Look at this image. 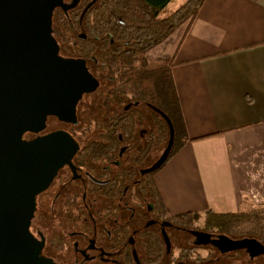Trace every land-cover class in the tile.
<instances>
[{
  "label": "flooded vegetation",
  "instance_id": "obj_1",
  "mask_svg": "<svg viewBox=\"0 0 264 264\" xmlns=\"http://www.w3.org/2000/svg\"><path fill=\"white\" fill-rule=\"evenodd\" d=\"M93 1L53 9L60 67L40 93L39 131L22 134L46 183L28 226L42 264H264V217L225 227L212 211L173 216L160 202L154 166L170 130L157 76L117 26L101 31L120 11Z\"/></svg>",
  "mask_w": 264,
  "mask_h": 264
},
{
  "label": "crops",
  "instance_id": "obj_2",
  "mask_svg": "<svg viewBox=\"0 0 264 264\" xmlns=\"http://www.w3.org/2000/svg\"><path fill=\"white\" fill-rule=\"evenodd\" d=\"M170 66L186 130L159 169L173 216L236 213L264 195V0H204L147 53Z\"/></svg>",
  "mask_w": 264,
  "mask_h": 264
},
{
  "label": "water",
  "instance_id": "obj_3",
  "mask_svg": "<svg viewBox=\"0 0 264 264\" xmlns=\"http://www.w3.org/2000/svg\"><path fill=\"white\" fill-rule=\"evenodd\" d=\"M78 1L65 6L61 0H0V264H42L28 226L35 197L46 183L36 150L23 145L22 134L39 131L40 93L51 87L59 71L57 44L48 29L51 13L57 5L70 9ZM53 108L59 114V106ZM165 118L170 139L156 169L166 163L174 144L173 124Z\"/></svg>",
  "mask_w": 264,
  "mask_h": 264
},
{
  "label": "trees",
  "instance_id": "obj_4",
  "mask_svg": "<svg viewBox=\"0 0 264 264\" xmlns=\"http://www.w3.org/2000/svg\"><path fill=\"white\" fill-rule=\"evenodd\" d=\"M172 0H101L100 9L120 11V20L107 23L99 21L101 31L105 24L112 29L119 28L117 39L132 41L135 47L141 51L142 72L155 73L158 85V106L171 120L175 140L168 160L184 145L186 130L183 122L177 92L171 73V59L162 58L149 61L146 53L153 47L162 43L180 25L193 19L204 0H187L179 8L168 16L161 17L166 7ZM104 17L105 14H99ZM116 28V29H117ZM161 120V119H160ZM167 160V161H168ZM161 202V200H160ZM213 218H221L223 226H233L236 220L245 217L244 213H214L209 212ZM255 216L264 217V211H256Z\"/></svg>",
  "mask_w": 264,
  "mask_h": 264
},
{
  "label": "rangeland",
  "instance_id": "obj_5",
  "mask_svg": "<svg viewBox=\"0 0 264 264\" xmlns=\"http://www.w3.org/2000/svg\"><path fill=\"white\" fill-rule=\"evenodd\" d=\"M187 0H172L169 5L166 7L165 11L161 14V17H165L176 11L179 6L185 3ZM160 150V154H161ZM249 200L252 202L249 206L246 207L244 210L239 211L238 213L247 214L245 217H255L261 218L259 216H255L256 211H264V195L262 196L261 193L256 191L251 192L249 195ZM244 217V218H245ZM243 218V217H241Z\"/></svg>",
  "mask_w": 264,
  "mask_h": 264
}]
</instances>
